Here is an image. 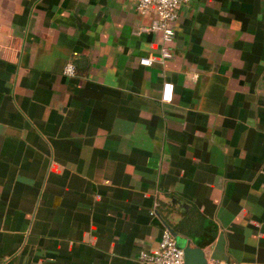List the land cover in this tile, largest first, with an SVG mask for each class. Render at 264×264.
Instances as JSON below:
<instances>
[{"label": "crops", "instance_id": "0c3cea01", "mask_svg": "<svg viewBox=\"0 0 264 264\" xmlns=\"http://www.w3.org/2000/svg\"><path fill=\"white\" fill-rule=\"evenodd\" d=\"M154 18L0 0V264H147L163 227L264 264V0L182 1L166 59Z\"/></svg>", "mask_w": 264, "mask_h": 264}, {"label": "built area", "instance_id": "2783aa9c", "mask_svg": "<svg viewBox=\"0 0 264 264\" xmlns=\"http://www.w3.org/2000/svg\"><path fill=\"white\" fill-rule=\"evenodd\" d=\"M136 10L140 14H145L149 10H153L155 18L149 27L150 30H156L160 34V59L169 58L170 54L167 45L171 41L173 35V22L177 16V7L184 0H132ZM151 58L140 57L138 63L148 66ZM62 73L70 75L73 73L72 63H66L62 68ZM170 86V87H169ZM172 99V84L168 81L162 82L159 90V100L162 102H170ZM140 261L147 264H183L182 250L175 244L172 234L168 228L163 227L155 251L138 253ZM205 264H237L230 260H211Z\"/></svg>", "mask_w": 264, "mask_h": 264}, {"label": "water", "instance_id": "95a60500", "mask_svg": "<svg viewBox=\"0 0 264 264\" xmlns=\"http://www.w3.org/2000/svg\"><path fill=\"white\" fill-rule=\"evenodd\" d=\"M177 246V245H176ZM183 255V264H205L206 258L202 250L198 247H191L185 244L181 248Z\"/></svg>", "mask_w": 264, "mask_h": 264}, {"label": "clouds", "instance_id": "9594fccd", "mask_svg": "<svg viewBox=\"0 0 264 264\" xmlns=\"http://www.w3.org/2000/svg\"><path fill=\"white\" fill-rule=\"evenodd\" d=\"M170 87V86H169Z\"/></svg>", "mask_w": 264, "mask_h": 264}]
</instances>
